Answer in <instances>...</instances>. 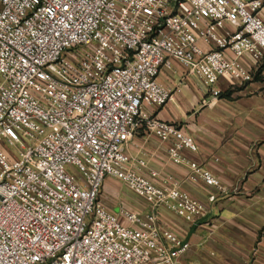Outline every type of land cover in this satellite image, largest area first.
Masks as SVG:
<instances>
[{
	"label": "built area",
	"instance_id": "built-area-1",
	"mask_svg": "<svg viewBox=\"0 0 264 264\" xmlns=\"http://www.w3.org/2000/svg\"><path fill=\"white\" fill-rule=\"evenodd\" d=\"M263 58L264 0H0V264H180L189 242L160 209L194 222L208 207L127 144L142 128L168 143L214 201L185 127L143 110L171 99L172 60L212 103ZM106 177L147 208L107 209Z\"/></svg>",
	"mask_w": 264,
	"mask_h": 264
},
{
	"label": "crops",
	"instance_id": "crops-1",
	"mask_svg": "<svg viewBox=\"0 0 264 264\" xmlns=\"http://www.w3.org/2000/svg\"><path fill=\"white\" fill-rule=\"evenodd\" d=\"M158 81L172 97L160 108L145 107L144 114L183 125L197 145L196 152L184 151L185 157L210 171L221 186L209 202L212 189L199 179L186 178L188 168L168 157V143L143 128L128 142L130 157L143 158L148 168L171 175L181 190L208 207L194 222L160 209L163 222L189 242L180 264H264V58L251 81L221 78L220 95L212 103L206 87L175 60L161 70ZM124 188L106 177L101 203L114 213L120 203L130 209L147 208L141 198L126 197Z\"/></svg>",
	"mask_w": 264,
	"mask_h": 264
},
{
	"label": "rangeland",
	"instance_id": "rangeland-1",
	"mask_svg": "<svg viewBox=\"0 0 264 264\" xmlns=\"http://www.w3.org/2000/svg\"><path fill=\"white\" fill-rule=\"evenodd\" d=\"M124 194L126 195V197L128 196H133L134 198H137L135 195H133L129 190H127V188H124ZM144 201V200H143ZM146 203V202H145Z\"/></svg>",
	"mask_w": 264,
	"mask_h": 264
}]
</instances>
